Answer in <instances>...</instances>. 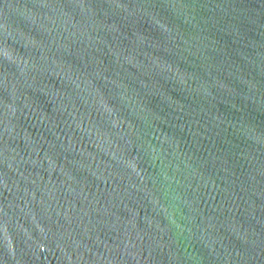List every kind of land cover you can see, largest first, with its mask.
I'll list each match as a JSON object with an SVG mask.
<instances>
[{
    "label": "water",
    "instance_id": "1",
    "mask_svg": "<svg viewBox=\"0 0 264 264\" xmlns=\"http://www.w3.org/2000/svg\"><path fill=\"white\" fill-rule=\"evenodd\" d=\"M0 264H264V0H0Z\"/></svg>",
    "mask_w": 264,
    "mask_h": 264
}]
</instances>
